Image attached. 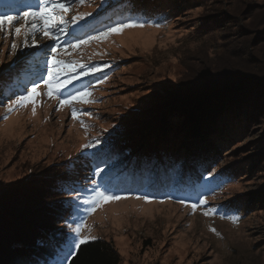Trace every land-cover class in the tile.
<instances>
[{"label":"rangeland","instance_id":"374dc122","mask_svg":"<svg viewBox=\"0 0 264 264\" xmlns=\"http://www.w3.org/2000/svg\"><path fill=\"white\" fill-rule=\"evenodd\" d=\"M117 1L122 0H86L84 6L71 9L66 14L69 20L78 13L92 15L70 24L68 37L86 39L88 34L106 30L110 23L106 14ZM128 1L132 9L153 14V19L145 27L126 28L92 40L65 57L101 68L74 82L77 88L81 81L90 86L87 99L93 101L76 104V119L71 105L60 108L56 98L48 97L42 81L32 100L7 113L6 98L14 99L13 93L22 94L25 87L31 89L32 82L41 79L49 61L47 46L52 42L37 33V45L24 48L23 34L19 38L14 34L23 20L12 25V34L0 31V99L5 100L0 103V197L26 189L22 199L40 196L42 200L50 196L47 187L63 178L72 209L66 223L67 249L75 235L73 229L83 220L87 227L82 235L113 242L121 264H264L262 116L257 121L245 119L247 115L241 113L224 117L231 121L217 141L218 162L205 173L201 199L206 197L208 203L195 213L192 203L151 197L140 185L109 187L108 178L103 181L104 174H96L93 161V154L104 143L121 148L134 142L138 134L154 130L167 113L160 114L158 103L178 87H189L205 69L225 65L228 58L240 61L242 42L252 43L261 34L262 39L248 44V49L252 56L256 54L255 61L263 60L264 0ZM39 5L40 0H2L0 13L16 17ZM242 29L249 38L242 39ZM13 42L18 45L16 55L11 53ZM94 141L98 143L84 148ZM93 181L127 198L88 212L91 205L84 201L92 199ZM143 195L151 202L136 198ZM207 208L219 213L205 216ZM225 213L237 214L239 220L222 219Z\"/></svg>","mask_w":264,"mask_h":264},{"label":"trees","instance_id":"16d2710c","mask_svg":"<svg viewBox=\"0 0 264 264\" xmlns=\"http://www.w3.org/2000/svg\"><path fill=\"white\" fill-rule=\"evenodd\" d=\"M130 6L131 1L122 0L110 7L105 13L108 27L129 18L146 23L153 19V14ZM240 33L242 39L250 37L245 29ZM260 36L252 43L261 40ZM252 43L239 44L240 61L228 58L227 64L198 73L186 89L178 87L168 94L158 103L160 114L167 113L154 130L138 134L134 142L121 148L110 142L100 146L93 161L104 169L103 181L107 177L111 188L140 185L148 195L161 199L187 203L201 199L205 173L218 162L217 141L231 121L224 117L241 113L247 115L245 119L264 118V59L255 61L256 54L252 56L248 49ZM62 179L47 187L50 196L42 200L40 196L22 199L26 189L0 197V264H57L63 259L69 250L66 223L72 209ZM68 264H121V258L113 242L96 239L81 245Z\"/></svg>","mask_w":264,"mask_h":264},{"label":"snow or ice","instance_id":"6c2138e0","mask_svg":"<svg viewBox=\"0 0 264 264\" xmlns=\"http://www.w3.org/2000/svg\"><path fill=\"white\" fill-rule=\"evenodd\" d=\"M2 2V0H0ZM86 0H40V5L37 10L30 11V13H24L19 16L13 17L9 13H0V31L6 34H12V25L19 20H23L24 23L14 28V34L19 38L22 34L24 37V48H29L37 45L36 34L41 33L52 43L47 46L49 53V61L45 72L41 75V79L32 82L31 89L24 88L23 93H13L15 98L8 96L7 99V113L11 114L17 109L18 106H24L27 101L32 100V97L37 94V89L40 86L41 81L47 86V95L49 98H56L59 102V107L62 108L65 105L72 106V118L76 119L79 109L76 108L77 103H92L93 101L87 99L91 95L90 86H84L81 81V87L77 88L75 81L79 80L80 77L87 76L89 74H95L101 71V68L97 66L89 67L84 64H80L77 60H67L65 57H70L72 52L78 47L87 44L92 40L103 39L112 33H120L126 28L132 27H145V22L138 19L129 18L128 20L120 23H116L109 26L106 30L97 32L95 34H88L87 38L79 37H68L67 29L70 24H79V21L85 19L86 16H91L92 13L84 12L78 13L71 17L69 20L66 14L77 6H84ZM5 7L9 5L4 4ZM156 27H160V24H156ZM23 29V33H22ZM62 36L64 37L62 39ZM29 38L31 43L29 44ZM18 51L17 43L11 44V53L16 55ZM2 62V61H0ZM78 69H86L81 72ZM101 82H103L101 80ZM4 99H0V103H4ZM33 115H35V108H33ZM84 115H91L90 112L83 113ZM98 141H94L90 144L84 145V148L93 147ZM104 172L103 168L97 167L96 174L99 175ZM92 189V199L85 200L84 203L91 205L86 209L88 212L94 213L98 207L109 201H116L120 199H126V196H121L111 192L103 184H96ZM219 186V184L217 185ZM76 191V189H72ZM137 199H143L145 202L150 203L151 199L148 195L137 196ZM78 200L79 197H76ZM181 203H184L183 199H180ZM207 198L197 199L195 203H192L191 208L193 213L200 206L207 205ZM219 210L216 208H207L204 211V215H216ZM223 218L232 219L234 222L239 220L238 216H228L225 213ZM87 227L86 223L81 222L73 229L75 235L71 237V243L68 252L63 256V259L59 260L57 264H68V259L74 256L81 245L88 243L90 240L94 241L97 239L95 236L82 235L83 229ZM211 231L216 232L213 228Z\"/></svg>","mask_w":264,"mask_h":264}]
</instances>
